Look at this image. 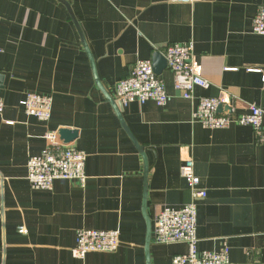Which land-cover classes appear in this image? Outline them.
Segmentation results:
<instances>
[{"label": "crops", "instance_id": "crops-1", "mask_svg": "<svg viewBox=\"0 0 264 264\" xmlns=\"http://www.w3.org/2000/svg\"><path fill=\"white\" fill-rule=\"evenodd\" d=\"M80 24L104 88L139 59H153L170 43L194 42L208 88L194 99L174 88L168 68L159 75L171 99L123 108L141 152L95 81L76 23L60 0H0V264H147L148 218L192 201L181 166L195 161L201 186L199 250L230 247L236 263L264 264V144L249 125L212 129L194 119L198 97L228 94L220 113L264 108V35L253 20L264 0H66ZM163 55V54H162ZM29 92L51 95L52 116L26 114ZM117 101V100H116ZM49 131L87 153V180H58L34 189L28 160L41 154ZM81 228L119 230L114 252L72 250ZM185 242L150 246L151 264H172Z\"/></svg>", "mask_w": 264, "mask_h": 264}, {"label": "built area", "instance_id": "built-area-1", "mask_svg": "<svg viewBox=\"0 0 264 264\" xmlns=\"http://www.w3.org/2000/svg\"><path fill=\"white\" fill-rule=\"evenodd\" d=\"M193 3L196 0H171ZM253 32L264 35V2L259 6L253 20ZM194 42L167 44L162 52L167 68L174 75V88L186 99H194L197 87L208 88L210 82L202 77L196 62ZM1 51V48H0ZM228 94L220 97H198V110L194 119L212 129L228 128L234 123L251 126L259 143L264 144V108L250 104L245 114L220 113L219 107L229 102ZM116 100L123 108L133 102L144 104L152 100L164 106L171 95L164 80L156 74L152 59H139L129 74L115 85ZM26 114L48 122L52 116L53 98L51 95L29 92L22 101ZM5 102L0 96V114ZM47 146L38 155L28 160L27 178L34 189L50 190L58 180H77L85 186L87 153L63 141L58 131L45 134ZM181 175L186 180L192 201L181 208L166 206L156 215L153 222L152 238L156 244L185 242L186 254L175 255L172 264H248L231 260L230 247L225 245L218 251L199 250L197 237L198 201L207 197L208 191L201 186V179L195 172V161L187 158L181 166ZM120 246L119 230L81 228L77 232L76 244L72 253L77 258H85L89 252H114Z\"/></svg>", "mask_w": 264, "mask_h": 264}, {"label": "water", "instance_id": "water-1", "mask_svg": "<svg viewBox=\"0 0 264 264\" xmlns=\"http://www.w3.org/2000/svg\"><path fill=\"white\" fill-rule=\"evenodd\" d=\"M60 1H62L63 3H65L67 5V7H68V9H69V11H70L75 23H76V26L78 28L79 34H80V36L82 38V41L84 43V46L86 48V51H87V53L89 55V58H90V61H91V64H92V68H93V73H94V76H95L96 84L102 90V92L105 94L106 98L109 100V102L114 107V109L116 111V114L118 115L119 119L121 120L125 130L127 131L128 135L130 136L132 141L135 143L136 147L141 152V154L143 156V160H144L145 173H147L148 172L149 162H148V156H147V154L145 152L144 146L139 143V141L136 139V137L133 135V133L131 132V130L127 126V124H126V122L124 120V117H123V113H122L123 110H124L122 105L118 101H116L111 96V94L102 85L101 80H100L99 75H98V72H97L96 64L94 62V58L92 56V53H91V51L89 49V46H88V44L86 42V39L84 37L83 30H82L80 24L77 22L74 13L72 12L70 3H68L66 0H60ZM152 60H153L154 70H155L156 74L160 75L163 72V70L167 68V61H166L165 57L162 54H160V53H156ZM222 109H223V107L220 106L219 107V112H221ZM65 134H68V132L67 131H62L61 136L63 137ZM152 232H153V224H152L151 220L148 218V229H147V238H146V247H145L146 257H147V264H151V260H150V246H151V243H152Z\"/></svg>", "mask_w": 264, "mask_h": 264}]
</instances>
